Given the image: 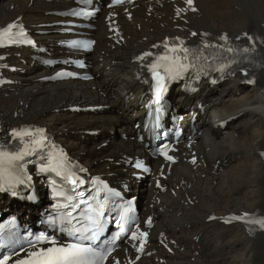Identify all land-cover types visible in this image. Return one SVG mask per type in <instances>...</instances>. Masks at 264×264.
<instances>
[{
    "label": "bare ground",
    "instance_id": "bare-ground-1",
    "mask_svg": "<svg viewBox=\"0 0 264 264\" xmlns=\"http://www.w3.org/2000/svg\"><path fill=\"white\" fill-rule=\"evenodd\" d=\"M139 3L130 19L119 12L118 24L126 37L122 45L117 44L115 30H110L109 21L113 18H106L108 12L98 18L94 30L97 44L91 55L92 70L98 75L93 81L46 82L40 78L48 73L31 65L29 49L0 51V78L13 74L12 65L19 67L14 73L18 84L0 87V140L10 139L8 130L16 126L44 125L73 155L106 172V165L117 166L106 161L111 156H147L137 140L125 138L132 131L129 122L133 116L121 106L126 92L142 91L135 81L133 61L140 51L165 35L190 36L193 31L198 33L195 39H199L203 32L216 36L228 31L240 36L254 30L264 40V0H195L196 11L187 7L185 0ZM70 6L64 0H0V26L15 19L43 30L42 24L57 20L47 12ZM58 37L53 29L38 38L42 45L59 51ZM25 58L27 61L23 62ZM242 80L236 76L220 86H206L194 96L209 104L202 123L204 131L194 145L201 163L181 161L173 166L168 180L173 188H179L176 197L170 191L157 194L154 184L143 187L148 199L145 208L158 217L155 235L164 231L175 252L155 244L157 254L137 264H251L254 256H260L264 264V231L247 232L241 225L207 222L213 214H264V71L252 86H243ZM192 98L179 93L181 100ZM75 105L104 107L96 112L70 110ZM232 116L246 124L239 130L241 139L236 133L223 137V130L234 123L229 121ZM221 122L227 124L225 128ZM115 129L122 133L117 140L106 134ZM88 130H100L103 135L90 137ZM104 141L109 142L108 147L99 150ZM110 171L117 172L120 179L130 180L132 186L135 184L122 165ZM161 258L166 263H161Z\"/></svg>",
    "mask_w": 264,
    "mask_h": 264
},
{
    "label": "snow or ice",
    "instance_id": "snow-or-ice-1",
    "mask_svg": "<svg viewBox=\"0 0 264 264\" xmlns=\"http://www.w3.org/2000/svg\"><path fill=\"white\" fill-rule=\"evenodd\" d=\"M185 2L189 7H192L193 0H185ZM192 10L195 11L196 9L193 7ZM15 27V23L9 24L0 31V41L6 38L9 43L20 42V39L24 37V32L21 30L14 33L12 30ZM192 35L195 36L197 33L194 32ZM203 35L207 36L208 34L204 33ZM219 39L224 40L225 43L228 41L226 35L219 37ZM248 39L251 41L253 37L248 36ZM25 42L33 43L31 40ZM163 47L165 52L158 55L155 60L147 65L149 72H151L152 80L155 82L154 103L156 104L161 102L167 81L181 79L190 71H203L197 64V61L202 56L201 49L186 47L183 41L172 45L164 42ZM203 47L223 48L224 46L205 42ZM224 50L229 53L234 51L231 47ZM243 51L247 52L248 49L245 48ZM152 55L153 53L151 52H145L138 59L143 60L145 57ZM204 59L207 58L205 57ZM226 67L228 65L221 63L217 70L224 71ZM8 137L10 139L6 142H0V190H11L12 194L16 195V187L30 181L31 178L25 175L24 168L27 162L26 157L33 155L40 156L39 171L41 173H55L56 176L60 177L61 181L71 185L70 190L67 191L63 190L62 186L61 190L54 188L55 195L63 201L58 207L71 210L52 217L47 221L54 228L59 225L60 230L66 232L72 238L71 242L57 244L55 239H49L40 234L36 237V244L48 243L50 246L36 248L34 244V251L28 252L23 259H16L13 264H106L113 251L108 246L112 241L107 239L101 241V235L104 232L105 207L109 194L106 193L101 198V188L97 187L95 195L90 194L91 199H86L84 192H77V185L83 184L84 181L72 170L62 152H44L48 139L44 129L14 128L8 133ZM167 148L168 146L164 145L161 154L166 159L171 160L172 157L165 151ZM139 166L138 164L137 167ZM52 183L55 185L56 181ZM110 194L119 195V193L115 192H110ZM127 212V209L122 210L120 221H118L120 231L112 237V240L119 239L121 235L127 232L125 223H121V221L126 222ZM252 222L264 228V219ZM8 223L14 226L15 218H11ZM148 223L149 225L151 224L150 219ZM147 235V232L139 230L138 225L137 230L131 233V240L140 241V246L137 248L138 252H143L144 244L147 242ZM97 241H100V243H96ZM11 259L10 255L0 256V264H9ZM115 264H119V261H116Z\"/></svg>",
    "mask_w": 264,
    "mask_h": 264
},
{
    "label": "rangeland",
    "instance_id": "rangeland-1",
    "mask_svg": "<svg viewBox=\"0 0 264 264\" xmlns=\"http://www.w3.org/2000/svg\"><path fill=\"white\" fill-rule=\"evenodd\" d=\"M225 28V27H224ZM224 28H221L220 30H222V29H224ZM245 90H243V91H240V92H238V94H241V92L243 93ZM224 99H226L227 98V96L225 97H223ZM258 110V109H257ZM234 116H232V117H229L230 118V120L229 121H232L233 120V125L228 129V130H226V133H224V135H223V137H228L230 134H234L235 135V133L236 134H238L239 135V139H241V137H240V133L242 132V130L239 132V130L240 129H243L245 126H246V124H244V123H239V122H237V121H239V119H237V118H233ZM106 132V131H105ZM101 134V136L103 135V133H100ZM106 134H109L110 136H111V138H115L116 140H117V138L118 137H120L121 138V136H122V133H120L119 131H117L116 129H115V131L113 130V132H112V130H108L107 132H106ZM106 137H104V138H102V139H105ZM262 143V142H261ZM100 147V146H99ZM98 147V148H99ZM108 147V145H106V146H104V147H102V148H107ZM101 149V148H100ZM230 167V165L228 166V168ZM227 168V169H228ZM225 173V172H224ZM202 177H204L205 178V175H203ZM145 185H147L146 183H144V184H142V185H140V187H139V193H141V194H143L144 195V193H145V190L143 191V187L145 186ZM210 185V184H209ZM215 186H216V184H214ZM178 188H176V189H174L175 191L177 190ZM179 190V189H178ZM177 192V191H176ZM177 194V193H176ZM175 195V194H174ZM217 242V241H216ZM195 260V257H193L192 258V261H194ZM262 261H263V259L260 257V256H254V258H253V261H252V263L251 264H262Z\"/></svg>",
    "mask_w": 264,
    "mask_h": 264
}]
</instances>
